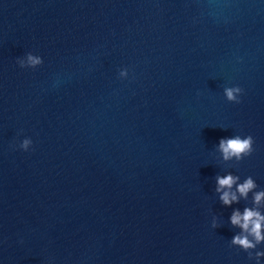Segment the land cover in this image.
Listing matches in <instances>:
<instances>
[{"label":"water","instance_id":"obj_1","mask_svg":"<svg viewBox=\"0 0 264 264\" xmlns=\"http://www.w3.org/2000/svg\"><path fill=\"white\" fill-rule=\"evenodd\" d=\"M229 172L257 184L230 206ZM259 191L264 0H0V264H256L230 217Z\"/></svg>","mask_w":264,"mask_h":264},{"label":"clouds","instance_id":"obj_2","mask_svg":"<svg viewBox=\"0 0 264 264\" xmlns=\"http://www.w3.org/2000/svg\"><path fill=\"white\" fill-rule=\"evenodd\" d=\"M17 62L22 68L35 69L44 61L43 57L29 52L24 57H18ZM119 75L121 78H128L129 69L127 67L122 68ZM243 92L244 89L239 85L224 88V95L230 102L240 103ZM32 144V139L26 137L19 144V147L27 151ZM254 144L255 140L252 135L241 136L237 134L232 137L221 138L215 147L224 162L233 160L240 162L245 157L252 155L255 150ZM239 180L240 176L232 172L227 175H217L215 191L220 193L219 199L224 205L230 206L233 202L239 203L240 196L247 198L249 191L257 187L252 176H248L243 183H237ZM234 185L236 186L235 191L232 190ZM262 201H264V191L256 192L253 199L254 206L245 207L243 212L240 209H235L230 217L231 224L241 230L231 239V245L247 252L249 259L254 258L256 264H260V258L264 257V251H253L257 249L258 245L264 243V214L260 211ZM212 226L214 228L220 226L218 218H213Z\"/></svg>","mask_w":264,"mask_h":264}]
</instances>
